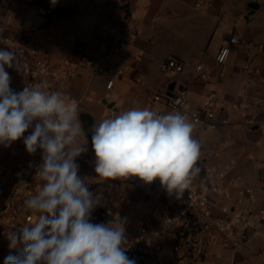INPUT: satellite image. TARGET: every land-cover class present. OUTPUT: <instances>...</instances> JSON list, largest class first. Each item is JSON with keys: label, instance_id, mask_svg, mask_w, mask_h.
<instances>
[{"label": "crops", "instance_id": "obj_1", "mask_svg": "<svg viewBox=\"0 0 264 264\" xmlns=\"http://www.w3.org/2000/svg\"><path fill=\"white\" fill-rule=\"evenodd\" d=\"M36 1L52 9L53 15H41L37 3L15 4L8 8L0 1V27L8 24L14 29L41 27L45 33L41 48L51 64L68 59L82 73L70 88L74 96L88 89L92 96L100 95L101 98L109 93V101L115 105L118 103V100L110 99L112 92L106 91L102 77L92 78L88 86V73L82 61L84 56H93L101 64L116 63L117 56L106 59V49L102 47L104 41L114 42L116 31H122L128 38L125 54L134 69L133 73L123 76L113 89L120 93L118 99L127 106L123 109L143 108L152 94L164 92L171 82H175L171 90L183 91L188 98L189 109L200 108L204 114L202 105L207 102L209 91L215 90L219 117L228 116L229 125L220 130H206L186 118L193 124V138L201 146L200 168H224L234 162L225 185L211 195L214 215H221L220 207L224 205H235L238 182L255 192L254 199L248 200L245 206L253 214L264 209V105L250 103L244 111L232 109L233 100L244 82L249 83L252 96L264 94V0H152L151 3L131 0L134 9L131 17H128L126 9L112 0ZM256 1L259 8L249 13L248 4ZM58 9L67 13L55 19L54 13ZM132 24H137L141 33L127 34L125 27ZM234 32L240 39V45L232 51L226 79L205 83L195 78L194 66L199 62L216 75L215 56L222 41ZM169 57H177L184 63L182 73L162 71L161 66ZM246 65H251L253 70L247 69ZM6 71L12 87L19 79L13 67H6ZM84 73L87 74L86 81ZM90 103L93 102L85 104L86 110L80 108L78 112L94 115ZM103 108L104 105L100 107L99 116ZM168 112L166 109L163 114ZM32 130L29 128L27 135ZM2 146L0 164L6 167L13 168L20 157L32 155L26 151L23 137L8 147L4 157H1ZM77 164L79 167L91 165ZM95 179L101 181L105 178L96 174ZM112 182L111 189H115L113 192L118 196V211L123 215L136 213V205L143 198L142 191L134 185H124L120 180ZM262 248L264 241L261 238L236 252L213 246L194 264H264Z\"/></svg>", "mask_w": 264, "mask_h": 264}, {"label": "built area", "instance_id": "obj_2", "mask_svg": "<svg viewBox=\"0 0 264 264\" xmlns=\"http://www.w3.org/2000/svg\"><path fill=\"white\" fill-rule=\"evenodd\" d=\"M0 1L8 8L15 4L37 3L41 15H53L52 9L36 0ZM112 1L126 9L128 17H131L134 10L131 0ZM151 1L146 0L147 3ZM8 17L10 18L9 15ZM125 28L127 34L141 33V28L137 24ZM115 34L114 42L104 41L102 47L106 49L104 53L106 59L117 56L116 63L101 64L93 56L83 57L82 61L89 78L88 86L92 78L102 77L105 80L106 91L110 92L123 76L134 72L125 54L128 38L122 31H116ZM44 37V30L38 26L14 29L8 24L0 27V38L7 40V44L0 43V48L15 51L20 61L19 66L13 67L19 82L11 88L19 92L27 85L45 83L46 91H59L75 99L78 102V109L85 107L87 102H94L91 90L86 89L78 96L70 93L72 84L82 73L68 59L51 64L41 48ZM237 45H240V39L234 32L222 41L215 56L218 66L216 75H213L204 63L199 62L194 66L195 78L205 83L212 80L224 81L232 51ZM245 67L253 70L251 65ZM161 69L164 72L182 73L185 67L177 57H169ZM255 72H258L257 69ZM207 98V102L202 105L204 109L202 114L196 109H189L188 98L183 91L177 89L172 91L167 87L164 92L152 94L143 108L159 114H163L166 109L170 112L178 111L206 130H220L223 126L229 125L228 116L219 117L217 92L210 90ZM102 99L103 97L98 100L104 105L98 122L106 118H115L116 115L127 111L116 105L109 107L102 103ZM250 103L264 105V94L252 96L249 83L244 82L233 100L232 109L244 111ZM41 163L42 152L38 149L30 157H20L13 168L0 164V263L23 246L10 249L7 233L22 229L25 225L35 224L38 219L39 214L27 209L24 202L36 195L43 184L36 175ZM76 163L92 164V161L81 153L76 157ZM233 165L234 162L224 168H201L200 173L191 179L188 188L179 197L175 193H169L158 179L149 184L141 181L139 177H117L120 181L134 185L142 191L143 198L136 205V213L121 214L117 208L118 196L113 191L90 190L100 199L92 211L91 221L108 223L119 218H127L124 224L127 243L124 247L126 255L135 259L137 264H194L213 246L227 248L233 252L239 251L259 238L264 241V209H259L253 214L245 206L248 200L254 199L255 192L251 187L238 182L235 205H224L220 207L221 215H214L215 205L211 195L225 185L227 173ZM262 170L264 181V166ZM261 253L264 254V248Z\"/></svg>", "mask_w": 264, "mask_h": 264}, {"label": "clouds", "instance_id": "obj_3", "mask_svg": "<svg viewBox=\"0 0 264 264\" xmlns=\"http://www.w3.org/2000/svg\"><path fill=\"white\" fill-rule=\"evenodd\" d=\"M0 43L7 40L0 38ZM19 63L15 51L0 48V145L10 147L23 137L29 154L41 150L36 175L43 184L24 202L39 214L36 223L7 233L10 249L23 247L4 264H137L124 247L127 218L91 221L100 199L78 175L76 157L86 151L84 145L73 147L82 128L78 102L62 92L46 91L45 83L14 91L6 67ZM193 127L178 111L159 114L148 108L95 122L94 170L105 178L139 177L149 184L158 179L169 193L182 196L201 171V146L193 138ZM29 128L32 132L24 136Z\"/></svg>", "mask_w": 264, "mask_h": 264}, {"label": "rangeland", "instance_id": "obj_4", "mask_svg": "<svg viewBox=\"0 0 264 264\" xmlns=\"http://www.w3.org/2000/svg\"><path fill=\"white\" fill-rule=\"evenodd\" d=\"M82 69L85 71L84 68H82ZM84 75H85L84 76V79L86 81L87 80V74L84 73ZM111 92H112V96H111L110 99L111 100H115V101L118 100V103L116 104V106L117 107H120V108H125V107L127 108V106H124L122 104V101L120 99H118L120 93H118L116 90H111ZM156 92H158V91H156ZM159 92H161V91H159ZM93 96H94L95 101L93 103H90V107H92V110L96 114V115L94 114L95 118L99 121V114L101 112L100 111V107L102 106V104H100L98 102V100L101 98V96L100 95L97 96L95 94H93ZM81 109L86 110L84 107L81 108ZM78 110H80V108ZM197 110L200 113H203V110L202 109L197 108ZM24 136H27V133L26 132L24 133ZM82 145H84V147L86 148V151L82 152L83 153V156L92 161V164H91L92 166L90 165L88 167L87 166L86 167H82V166L79 167L80 168L79 171H78L79 172V176L81 178H83V179L86 180V183L88 184L89 190H97V191H108V190H110L111 189V186H112V183H113L112 181H114V183H115V181L118 182L119 179H117V178H105L104 177L105 179H103L101 181H98V180L95 181L96 180L95 179V176L97 174L95 172V170H94L95 155H94V151L91 150V148H90V146L88 144V139H87V136H86L83 128H81V132L78 135V137L76 138V141H75V144L73 145V147H75V146H82ZM7 150H8V147H6V146L3 147L2 146L1 157H4V155L7 152ZM30 156L31 155H28L27 157H30ZM90 157H94V158H90ZM121 182L125 185V182H123V181H121ZM111 190L112 191H115V189H111ZM2 261H4V259Z\"/></svg>", "mask_w": 264, "mask_h": 264}, {"label": "water", "instance_id": "obj_5", "mask_svg": "<svg viewBox=\"0 0 264 264\" xmlns=\"http://www.w3.org/2000/svg\"><path fill=\"white\" fill-rule=\"evenodd\" d=\"M259 3L256 1V2H250L248 4V7L250 8V11L249 13H253L256 9L259 8ZM67 12L65 11H62L60 9L56 10L55 13H54V18L55 19H59L62 15H65ZM176 85L175 82H171L168 86V88L171 90L174 88V86ZM109 97H110V94L107 93L105 97H103L102 99V103L103 104H106L107 106L111 107L113 105H115V102H112V101H109ZM78 115H79V120L82 124V128L87 136V139H88V144L90 146V148L93 150L92 148V141H91V137H92V126L93 124L96 122V123H99L98 120L95 118V116L90 113V112H78Z\"/></svg>", "mask_w": 264, "mask_h": 264}, {"label": "trees", "instance_id": "obj_6", "mask_svg": "<svg viewBox=\"0 0 264 264\" xmlns=\"http://www.w3.org/2000/svg\"><path fill=\"white\" fill-rule=\"evenodd\" d=\"M23 247V246H22ZM21 247V248H22ZM20 248V249H21ZM20 249H18L16 252H14L12 255H14V256H18L19 255V253H20ZM4 261H5V259H4ZM4 261H2L0 264H4Z\"/></svg>", "mask_w": 264, "mask_h": 264}]
</instances>
